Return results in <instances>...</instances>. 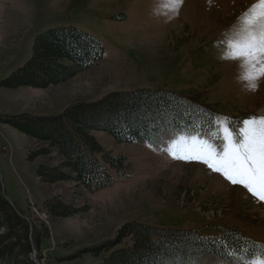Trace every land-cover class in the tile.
<instances>
[{
    "label": "rangeland",
    "instance_id": "obj_1",
    "mask_svg": "<svg viewBox=\"0 0 264 264\" xmlns=\"http://www.w3.org/2000/svg\"><path fill=\"white\" fill-rule=\"evenodd\" d=\"M167 2L0 0V119L54 117L81 103L137 90L197 100L216 110L220 120L264 116V79L249 91L238 79L239 63L220 58L225 38L242 27L244 14L257 0H184L178 15L163 7ZM59 27L76 28L100 42L102 62L45 90L3 88L2 81L30 59L36 37ZM93 136L105 151L124 157L125 168L105 163L111 183L89 192L72 182L42 183L38 166L58 167V152L30 161L29 154L47 145L0 122V180L6 197L49 232L41 259L37 251L39 264H101L105 254L88 250L114 241L131 223L199 228L213 236L220 228L235 229L264 245V202L201 162L172 158L167 141L176 137L119 144L106 132ZM54 198L80 213L51 219L43 203ZM196 264L233 263L203 257Z\"/></svg>",
    "mask_w": 264,
    "mask_h": 264
},
{
    "label": "trees",
    "instance_id": "obj_2",
    "mask_svg": "<svg viewBox=\"0 0 264 264\" xmlns=\"http://www.w3.org/2000/svg\"><path fill=\"white\" fill-rule=\"evenodd\" d=\"M103 59V46L85 32L55 28L36 37L30 59L1 86L45 90L70 81ZM217 116L216 110L188 97L137 90L114 93L93 104L81 103L54 117L4 116L0 122L47 145L29 154L30 161L58 152L62 158L58 167L38 166L37 177L42 183L72 182L93 192L112 181L106 164L125 168V158L105 151L93 132H106L119 144H140L161 140L165 134L207 135ZM15 207L30 222L9 204L0 180V264H35L33 245L41 259V246L50 237L49 232L46 227L39 229L26 211ZM43 210L51 219L80 213L55 198L46 199ZM204 232L199 228L173 230L131 223L120 229L114 241L88 252L105 254L101 264H196L203 257L244 264V260L264 255L263 244L235 229L220 228L218 236Z\"/></svg>",
    "mask_w": 264,
    "mask_h": 264
},
{
    "label": "snow or ice",
    "instance_id": "obj_3",
    "mask_svg": "<svg viewBox=\"0 0 264 264\" xmlns=\"http://www.w3.org/2000/svg\"><path fill=\"white\" fill-rule=\"evenodd\" d=\"M183 2L168 0L163 7L178 15ZM224 43L220 58L238 62V79L249 91H256L264 79V0L252 5L244 14L242 27ZM212 124L207 135L178 134L167 141V151L174 159L203 163L264 202V116L252 115L239 122L213 117ZM244 264H264V255L244 260Z\"/></svg>",
    "mask_w": 264,
    "mask_h": 264
},
{
    "label": "water",
    "instance_id": "obj_4",
    "mask_svg": "<svg viewBox=\"0 0 264 264\" xmlns=\"http://www.w3.org/2000/svg\"><path fill=\"white\" fill-rule=\"evenodd\" d=\"M2 192H3L4 197L7 199L6 194H5V191H4V189H3V183H2ZM7 201H8L9 204L15 209V211L19 214V216H20L21 218H23V219H25L26 221L30 222L28 218H26L23 214H20V213L17 211V209H16V207H15V204H14L12 201H10L9 199H7ZM32 245H33V243H32ZM32 257H33V261H34V263H35V264H39V262H38V260H37V251L35 250L34 245H33V254H32Z\"/></svg>",
    "mask_w": 264,
    "mask_h": 264
}]
</instances>
